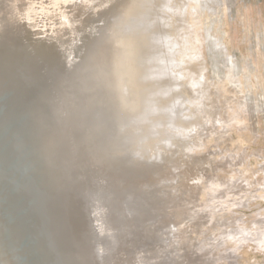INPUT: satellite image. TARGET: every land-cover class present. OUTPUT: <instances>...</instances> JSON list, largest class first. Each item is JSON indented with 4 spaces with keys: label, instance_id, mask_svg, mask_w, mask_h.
Instances as JSON below:
<instances>
[{
    "label": "rangeland",
    "instance_id": "1",
    "mask_svg": "<svg viewBox=\"0 0 264 264\" xmlns=\"http://www.w3.org/2000/svg\"><path fill=\"white\" fill-rule=\"evenodd\" d=\"M29 1L19 10L22 20L13 19L15 32L33 34L32 46L59 63L63 58L37 37L66 44L74 79L65 94L84 90L80 79L91 65L93 85L114 112L123 147L101 152L90 165L96 185L106 188L101 195L115 181L111 172L130 174L128 187L123 180L113 187L133 209L125 226L134 231L121 238L116 263L264 264V0H143L132 19L116 13L127 0H35L31 23ZM115 25L124 33L112 32ZM13 35L1 47L13 46ZM133 40L143 46L137 53ZM138 59L151 90L141 118L129 119L136 109L128 104L137 103L115 80ZM69 100L71 113L77 104ZM93 118L101 124L103 115ZM126 152L133 163L115 167L110 157ZM125 226L117 225L118 235Z\"/></svg>",
    "mask_w": 264,
    "mask_h": 264
},
{
    "label": "water",
    "instance_id": "2",
    "mask_svg": "<svg viewBox=\"0 0 264 264\" xmlns=\"http://www.w3.org/2000/svg\"><path fill=\"white\" fill-rule=\"evenodd\" d=\"M45 38L37 43L61 63L46 48L36 47V58L24 38L7 48L0 44V264H106L95 252L103 236L92 227L89 206L101 192L89 164L91 156L123 147L114 112L94 87L91 69L84 90L69 87L76 95L67 97L74 53ZM69 99L77 105L66 119L61 110ZM96 111L101 124L93 118ZM127 152L108 156L133 163ZM20 248L24 255L18 257Z\"/></svg>",
    "mask_w": 264,
    "mask_h": 264
},
{
    "label": "bare ground",
    "instance_id": "3",
    "mask_svg": "<svg viewBox=\"0 0 264 264\" xmlns=\"http://www.w3.org/2000/svg\"><path fill=\"white\" fill-rule=\"evenodd\" d=\"M15 1H16V3L13 0V6L15 5L13 8L9 5L8 0L4 3L3 9H1L2 7H0V9L2 10V11L0 10L1 11L0 12V32H1L0 41H3L6 34H9L10 30H11L12 34H14L13 36H15V38H14L15 42L20 44L23 41L22 38H24V40H27L30 42V44L28 43V46L30 47V46H32V38H34L33 34H31V33L21 34L19 29H18L19 31L15 32V24L13 22V19H17L18 22H19V19L22 20V17H21L22 15H21L19 10H22L25 7L24 0H15ZM127 1L129 2L127 4V8L125 10L116 9V13H123L122 14L123 18L127 17V16H130L131 17L130 19L136 18L137 11L139 10V8H141L140 4L142 3L143 0H127ZM34 2H35V0L29 1V5L31 6V8H32V5L34 4ZM16 9H18V10H16ZM14 10L16 12L15 14H17V17H15V18H14V16H16V15H14ZM33 15H34V10L32 8L31 17L29 18V23L36 21L34 19ZM2 17H4L6 20L5 26L7 28L4 27L3 24H1ZM137 21H139V20L137 19ZM42 23H43V20H42ZM116 23H120L119 20H117ZM12 24H14V25H12ZM136 24L137 23L135 22L133 25L135 26ZM30 26H32V25H30ZM34 27H35V25L32 28H34ZM1 28H2V30H1ZM113 29L115 31H117L118 34L124 33L123 29L122 28L120 29L117 25L113 26L112 32L114 31ZM133 30H138V28L135 27L134 29H132V31ZM138 34H140V32H138ZM25 35H28V36H25ZM17 36H22L21 40H16ZM140 42H141L140 40L139 41H137V40L132 41V44H131L132 49L136 53L138 52V50L140 48L143 47V46L138 45ZM5 43H8L7 39H5ZM176 45H178V43H176ZM37 48L39 49L41 47H37ZM34 51H35V53H37L36 58H37V55L40 57V51L36 50V49ZM58 61L60 62L59 59H57V62ZM68 63H69V67H70V65L73 64V63H71V61ZM128 65H129V67H128V69L125 70L124 73L122 72V73L117 75V77H116L117 80H115V82L119 83V85H118L119 90H120V88L122 89L123 92H127V90H128L130 98L135 103H137L136 106H133L132 104H128L131 109H133V108L136 109V112H130L129 119H140L141 118L140 116L144 113V111L147 110V106L144 109V101L147 100L146 97L149 94V91L151 90L148 87H146V84H148L150 81L143 80L139 77L140 75H143V72H147V70L143 71V69L141 68L140 63H139V59L137 60L136 63L133 64L131 62V63H128ZM29 67H31V66L29 65ZM91 68H92L91 65L89 67H87V71H89V69H91ZM47 71H50V68H48ZM87 71H85V73H87ZM150 74H152V73L150 72ZM80 81H87V78H85V76H84L80 79ZM67 97H70V96L67 95ZM127 98H128V95H126V99ZM66 108L67 107L65 104V106L62 107L61 116L65 117L67 119L70 112L69 111L67 112ZM98 157L99 158H97V156H96V158H95V156H91L90 157L91 158L90 163H92L94 161L98 162L100 159V156H98ZM113 162H114L113 164L115 167H116L117 163H120V161H115V160ZM119 166H120V164H119ZM83 167H85V165ZM86 172L88 173V170H86ZM120 173L122 174V172H120ZM123 173H125L126 176L121 175V174L114 175L113 172H111L109 174V176L112 177V180H115V181L109 180L107 182V185H109V188H108L109 190H106V192H107L106 195L111 197L110 199L107 198L106 195L100 194L98 197L95 198L94 205L89 206V209H91L89 211V214L92 215V220H91L92 227L95 231H98L100 233V235L105 238L104 239L102 237L97 241V244L95 243V245L98 246V247H95V249H96L95 252L97 254L96 256L100 257L101 256L100 253H101L102 249H104L105 253H107L106 255H104L105 256L104 263H106V264H118L115 261V259L117 257H116V255H114V251L118 249V246L122 240L121 238L126 237L128 240H130L132 235L134 234V231L132 232L131 229L128 228V226H125V223L129 222L128 218L131 217V212L133 209L128 207L130 205L128 199L126 201L121 199L118 196V192L116 190H115L116 191L115 192L113 189V187H115L116 182L120 183V182H122V180L124 182L120 185H124V186L128 187V184H127L128 179L125 177L130 176V174H128L124 171H123ZM97 188L99 189V191H103L104 189H106L105 187H103L101 185V182L98 184ZM125 202L128 203V206L126 205ZM105 221L108 223V226L104 225ZM118 224L121 226L124 225L126 228V229H123L124 232L120 235H118L117 232L119 230H122V229L117 228ZM127 229H129V230H127ZM136 231H139V230H136ZM130 242L131 241H129L128 243H130ZM131 250H132L131 248L128 249L127 253L125 255L127 256L128 254H131ZM17 255H18V257H21L22 255H24V251L20 248V251L18 250ZM146 260L147 259L144 258L141 261L144 262ZM113 261H115V262H113Z\"/></svg>",
    "mask_w": 264,
    "mask_h": 264
}]
</instances>
